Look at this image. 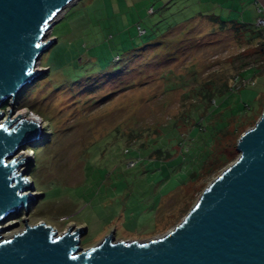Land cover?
I'll use <instances>...</instances> for the list:
<instances>
[{
	"label": "rangeland",
	"instance_id": "obj_1",
	"mask_svg": "<svg viewBox=\"0 0 264 264\" xmlns=\"http://www.w3.org/2000/svg\"><path fill=\"white\" fill-rule=\"evenodd\" d=\"M200 4L74 0L54 18L38 73L13 105L11 97L0 107L1 122L11 109L40 125L39 137L11 158H25L17 174L32 186L22 194L37 197L0 223L2 238L24 231L26 219L61 234L85 227V248L112 232L118 241L162 237L238 159L241 135L264 111L262 39L238 23L192 18ZM237 76L257 85H233ZM225 92L227 114L208 115ZM202 118L206 129L193 139L192 122ZM222 119L227 134L216 129ZM163 146L174 158H155ZM206 148L214 164L184 182Z\"/></svg>",
	"mask_w": 264,
	"mask_h": 264
},
{
	"label": "water",
	"instance_id": "obj_2",
	"mask_svg": "<svg viewBox=\"0 0 264 264\" xmlns=\"http://www.w3.org/2000/svg\"><path fill=\"white\" fill-rule=\"evenodd\" d=\"M72 1L0 0V107L11 97L13 105L33 81L37 60L52 44L44 41L46 31ZM4 116L0 111V223L37 197L22 194L32 186L23 171L17 174L25 158H11L40 133L38 122L12 117L11 109L1 122ZM237 150L238 159L162 237L118 241L112 232L85 248V227L70 226L61 234L44 221L30 225L26 219L21 233L0 236V264H264V111L241 135Z\"/></svg>",
	"mask_w": 264,
	"mask_h": 264
},
{
	"label": "trees",
	"instance_id": "obj_3",
	"mask_svg": "<svg viewBox=\"0 0 264 264\" xmlns=\"http://www.w3.org/2000/svg\"><path fill=\"white\" fill-rule=\"evenodd\" d=\"M207 18H210V19H212V20H214V21H217V22H220V23H229V22H226V21H224V20H222L221 18H219V17H217V16H208ZM230 23H238V24H241L242 26H244V27H247V29H249L250 31L252 30V32L254 33V32H256V34H257V36L258 37H260V39H262V36H263V32H262V30H259V29H257L256 27H255V24L253 25V24H250V23H239V22H230ZM263 44V43H262ZM262 52L264 53V49H263V45H262ZM238 77V76H237ZM235 80V79H234ZM255 81V83L254 84H249V85H257V82H256V80H254ZM233 84H234V82H233ZM230 90H234V88L233 87H230V89L228 90V91H226V92H230ZM223 93V94H221L220 95V100L221 101H219L218 99H217V97H216V95H215V97H213V102H211L210 103V109H211V111L209 112V113H207L208 115L210 114V113H213V112H215V111H217V112H222L223 111V114L225 113V114H227V112H225V110L224 109H226L227 108V104H228V101L226 100V98H225V94H227V93ZM212 101V100H211ZM245 105H248V103H246ZM223 107L222 109H219L220 107ZM228 111H230V110H228ZM225 114H224V116H225ZM208 115H206V117L208 116ZM205 118V117H204ZM189 120L191 121V119H190V117H187L186 118V121L187 122H189ZM223 121H221V122H219V124L217 125V127H216V129H218V130H222L223 131V133L224 134H227V133H229V131H230V129L229 128H227V124H226V119L224 120V119H222ZM257 122V121H256ZM204 129H206L205 128V124H204V122H203V118L201 119V120H198V121H196V122H192V127L190 128V130H191V133L190 134H192V138L194 139V137H195V135L197 134V133H199L200 131H202V130H204ZM239 130H238V128H234V130H233V133L234 132H238ZM244 131H241V134L243 133ZM240 134V135H241ZM181 135H180V138L179 139H181ZM240 137V136H239ZM180 142H181V140H180ZM206 146H209V140H206ZM181 149H183V147L181 146ZM186 150H188V151H190L191 152V149H190V147H187V149ZM207 155H206V157H205V159H204V161H203V163H202V165H201V167L200 168H198V169H194L193 168V170H188V175H187V177H186V179L185 180H183L184 182H186L187 181V179H194L199 173H200V171L203 169V168H205L207 165H209V163H210V165H212V164H214V162H212L213 160H210V155H211V151H209L208 150V148H206V152H205ZM154 156H155V158H157V159H162V160H170V159H172V158H174V156H175V152H173L171 149H169V147L168 146H163V148H160V149H157L155 152H154V154H153ZM153 157V156H152Z\"/></svg>",
	"mask_w": 264,
	"mask_h": 264
},
{
	"label": "crops",
	"instance_id": "obj_4",
	"mask_svg": "<svg viewBox=\"0 0 264 264\" xmlns=\"http://www.w3.org/2000/svg\"><path fill=\"white\" fill-rule=\"evenodd\" d=\"M201 9L192 18L217 16L226 22L250 23L249 18L262 14L258 7L264 6V0H201ZM242 10V11H241ZM181 184V183H180ZM171 192V191H170ZM165 196V195H163ZM162 197L159 199V205Z\"/></svg>",
	"mask_w": 264,
	"mask_h": 264
},
{
	"label": "built area",
	"instance_id": "obj_5",
	"mask_svg": "<svg viewBox=\"0 0 264 264\" xmlns=\"http://www.w3.org/2000/svg\"><path fill=\"white\" fill-rule=\"evenodd\" d=\"M255 2H257V0H255ZM258 10H259V12H262V14L257 17V19L255 21V27L259 30H262V32H263L262 43H263V49H264V6H259ZM239 80H240V82H239ZM235 83H241V84H239V86H241L242 84H244V85L254 84L255 81H254V79L252 80V78H247V79H241L240 78L239 79L237 77L234 80V84ZM131 164H134V161H132Z\"/></svg>",
	"mask_w": 264,
	"mask_h": 264
},
{
	"label": "bare ground",
	"instance_id": "obj_6",
	"mask_svg": "<svg viewBox=\"0 0 264 264\" xmlns=\"http://www.w3.org/2000/svg\"><path fill=\"white\" fill-rule=\"evenodd\" d=\"M33 119H34V121L38 122L35 118H33ZM18 159H20V158H18ZM19 166H20V163L16 166V168H19ZM17 171H18V169H17Z\"/></svg>",
	"mask_w": 264,
	"mask_h": 264
},
{
	"label": "snow or ice",
	"instance_id": "obj_7",
	"mask_svg": "<svg viewBox=\"0 0 264 264\" xmlns=\"http://www.w3.org/2000/svg\"><path fill=\"white\" fill-rule=\"evenodd\" d=\"M53 15H55V13H53ZM37 47H39V45H37ZM0 127H2V125H0Z\"/></svg>",
	"mask_w": 264,
	"mask_h": 264
}]
</instances>
